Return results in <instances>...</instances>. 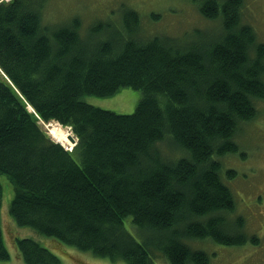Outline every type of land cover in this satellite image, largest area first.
I'll return each instance as SVG.
<instances>
[{"label":"trees","instance_id":"trees-1","mask_svg":"<svg viewBox=\"0 0 264 264\" xmlns=\"http://www.w3.org/2000/svg\"><path fill=\"white\" fill-rule=\"evenodd\" d=\"M41 1H0V174L13 191V222L128 264H154V248L172 264H209L193 245L201 240L257 246L244 217L232 215L226 179L238 172L220 159L245 157L233 136L264 99V42L240 25L242 0L200 2L221 31L199 42L140 37L139 12L129 7L115 30L98 20L82 33L75 16L47 25ZM129 86L140 92L130 113L83 98ZM38 120L70 126L73 147ZM1 222L0 214V261L9 258ZM14 239L26 264H61L37 239Z\"/></svg>","mask_w":264,"mask_h":264},{"label":"rangeland","instance_id":"rangeland-1","mask_svg":"<svg viewBox=\"0 0 264 264\" xmlns=\"http://www.w3.org/2000/svg\"><path fill=\"white\" fill-rule=\"evenodd\" d=\"M202 1L42 0L40 7L43 23L57 26L60 23H67L75 16L80 19L82 33L92 30L98 20L103 25L107 24L110 30L118 29L119 20L125 15L126 9L133 8L139 12V20H141V30L138 28L139 32L137 33L140 37L146 38L150 33L165 32L175 35L180 42H199L203 38L212 40L214 34L221 31L219 19L201 16L199 3ZM238 11L240 25L251 26L254 37H256L255 42L257 40L264 42V0H242ZM152 15H156L157 18H152ZM262 78L264 80L263 74ZM139 96V90L129 86L122 87L113 95L106 97L85 95L83 98L105 109H111L118 113H130L134 110ZM255 103L256 116L249 121H240L233 136L240 150L244 151L245 157L241 158L239 152H235L228 153L220 159L224 168L232 167L238 172L232 180L226 179L235 195L236 205L232 215L240 214L244 217V231L258 235L259 244L254 246L248 242L244 245L231 246L220 245L213 240L195 242L193 244L195 247L204 248L208 252L209 264H264V99L256 100ZM38 123L47 135L70 150L68 145L62 144V141L57 140V136L50 133V126L54 124L62 131H67L75 136L70 126H63L56 120H38ZM0 181H3L1 224H3L5 245L9 251V258L1 260L0 264H26L20 257L17 246L13 245V240L15 243L14 234L19 237L28 236L37 239L60 257L61 264H128L123 260L112 261L108 257H100L89 251L78 250L71 245L58 243L53 237L40 234L30 226H18L8 213L9 201L13 193L10 181L4 173L0 174ZM129 218V216L124 218V225L134 237L138 238L137 230L131 222L128 223ZM152 251L151 260L154 264H172L162 257L161 250L154 248Z\"/></svg>","mask_w":264,"mask_h":264},{"label":"bare ground","instance_id":"bare-ground-1","mask_svg":"<svg viewBox=\"0 0 264 264\" xmlns=\"http://www.w3.org/2000/svg\"><path fill=\"white\" fill-rule=\"evenodd\" d=\"M49 125V124H48ZM53 126H50V133L57 136V140H59L60 142L62 141V144H66L69 147L72 145L69 142V139L67 138V131H62L61 129H59L57 126H55L54 124H52Z\"/></svg>","mask_w":264,"mask_h":264},{"label":"water","instance_id":"water-1","mask_svg":"<svg viewBox=\"0 0 264 264\" xmlns=\"http://www.w3.org/2000/svg\"><path fill=\"white\" fill-rule=\"evenodd\" d=\"M66 134H67V138L69 139V141L72 144H74L75 143V137L71 133H69V132H67Z\"/></svg>","mask_w":264,"mask_h":264}]
</instances>
